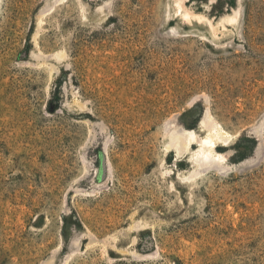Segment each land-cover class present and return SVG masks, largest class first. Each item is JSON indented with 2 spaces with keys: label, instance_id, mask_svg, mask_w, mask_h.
<instances>
[{
  "label": "rangeland",
  "instance_id": "1",
  "mask_svg": "<svg viewBox=\"0 0 264 264\" xmlns=\"http://www.w3.org/2000/svg\"><path fill=\"white\" fill-rule=\"evenodd\" d=\"M0 264H264V0H0Z\"/></svg>",
  "mask_w": 264,
  "mask_h": 264
},
{
  "label": "bare ground",
  "instance_id": "2",
  "mask_svg": "<svg viewBox=\"0 0 264 264\" xmlns=\"http://www.w3.org/2000/svg\"><path fill=\"white\" fill-rule=\"evenodd\" d=\"M181 1V0H180ZM180 3V2H179ZM235 18V17H234ZM234 18H231V19H234ZM220 127V126H219ZM214 130V129H213ZM222 131H224L223 129H222ZM209 133V132H208ZM227 134V133H226ZM226 134H225V137H228V135H230V134H227V136H226ZM212 135V134H211ZM223 135H224V132H223ZM222 136V133L219 131V130H217V134L215 135V137H221ZM177 137V136H176ZM206 137V136H205ZM229 138V137H228ZM177 140H181L182 139V137H180L179 138V136H178V138H176ZM217 140H218V138H216ZM215 139V140H216ZM228 139H226V141H227ZM184 141V140H183ZM182 140H181V142H183ZM202 141V140H201ZM204 143H205V145H204V143H202L203 145H201V147L197 150L196 149V151L195 152H193L192 153V160H193V162L195 161L197 164H199V163H203V162H207L208 163V161L210 162V160H213L214 159V154H213V152L212 151H210V149L208 148L209 146H208V144H211V143H213V141H214V137L213 136H207L204 140ZM202 141V142H203ZM223 141V140H222ZM218 142V141H217ZM177 143V142H176ZM201 143V142H200ZM184 145L183 146H186V144H185V142L183 143ZM174 145H175V143H174ZM181 146H182V144H181ZM179 149H181V148H179ZM178 149V150H179ZM181 152H183V149H182V151ZM180 152V153H181ZM214 162V161H213Z\"/></svg>",
  "mask_w": 264,
  "mask_h": 264
}]
</instances>
